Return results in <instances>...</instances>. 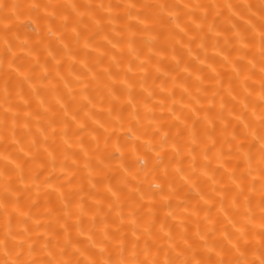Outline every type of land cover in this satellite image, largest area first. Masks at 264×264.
<instances>
[{
    "label": "snow or ice",
    "instance_id": "snow-or-ice-1",
    "mask_svg": "<svg viewBox=\"0 0 264 264\" xmlns=\"http://www.w3.org/2000/svg\"><path fill=\"white\" fill-rule=\"evenodd\" d=\"M21 7H27L29 15H34L37 21L45 19L49 22L48 35L56 37L57 42L62 46L61 54L70 59L75 53L69 44L64 42L65 34L70 32L72 42L80 45L83 36L80 26L85 23L83 17L86 14L96 27L92 35L99 34L102 29V19H107L111 23L119 18L111 15L112 5L107 6L109 15L106 18H97L91 14V5L85 6L89 10L86 13L80 11V6L75 4L31 3L24 6L0 0V13H3L0 22L9 21L13 16L18 17V10ZM97 7L103 9L106 6L100 4ZM141 7L153 8L157 11L151 16H141L140 12H133V9L137 8L135 3L123 6L125 16L137 17L138 23L144 26L141 30L143 35L139 41L141 47L135 46L138 43L137 32L132 30L131 25L125 28L128 32L126 40L121 36L115 42L108 41L112 48H116L122 42L127 44V55L131 59L126 69L121 70L123 54L119 58L113 55L107 67H102L103 57L107 55L103 52L97 56L94 66L89 67L86 63L83 64L85 71L90 74L87 79L94 83L97 89L102 88L107 92L110 105L114 103L122 105L124 100L121 97L127 96L126 102L131 106L127 121L119 111L113 117V108L109 107L108 116L114 120V123L109 126H105L104 123L99 124V127L103 129V146H101L99 134L92 135L95 148L91 150L83 145L82 139L79 141L80 152L84 157L83 170L87 172L86 178L90 185V190L87 192L84 189L85 177H81L77 185L72 187L73 179L81 171V166L77 158L78 154L69 152L72 148L69 135L71 125L76 126L71 133L72 136L84 132L86 128L85 123L77 118L78 112L83 111L85 104L81 103L76 111H70L68 104L62 102L63 96L59 95L58 90L53 87L55 104L59 108L57 109L51 103L46 104L43 99H40L39 111H32V99L39 96V90L29 74L14 68L13 61L8 62V69L16 72L17 77L22 79L17 81V86L20 88V91L16 93L19 98L18 102L13 100L9 79L6 78L4 81L3 104H0V108L3 109L2 119H0V135L8 139L10 134L12 142L19 143L17 129L22 127L25 130L22 135L32 138L29 141V151H25L23 145L19 148V151L28 159L22 163L9 161L13 168H6L0 173V217L4 221L3 233L0 236V264H264V106H262L264 105V0L255 6H243L249 11L255 7L256 11L252 12V15L259 14V24H249L248 30L252 35H247L248 30L235 31L230 37H224V47L216 53V55H221L226 48L230 49L228 54L223 55L224 65H231L234 73L229 80V86L225 89L222 79H218L214 88L209 90L202 87L204 82L202 76L196 75L195 80L199 83L195 93L189 87H184L188 103L182 104L179 111L174 107L178 103L174 98V92L169 91L168 93V99L172 100L171 105H168L164 99L159 101L161 112L167 109L166 116H156L154 111L156 106H149L146 102L152 100L155 95L154 90L145 86L147 73L138 81L141 91L147 94L142 105L143 116H141V106L135 102V83L129 80L128 73L133 71L134 61L139 62L135 64V67L142 71L146 65L152 63L151 55L143 60L140 59L142 46H147L152 55L165 51L167 43L157 46L159 33L154 35L153 32L155 26L167 16L174 28L178 29L183 36L188 37L189 44L199 38V47L204 48L208 33H214L217 37L221 35L216 19L222 13L217 11L216 17L209 22L212 10L224 7L231 11L236 6L186 3L182 6L158 4ZM68 9L71 11L68 12ZM200 10L203 12L197 16ZM235 14L232 12V15ZM182 16L190 17L188 24L184 26L180 23ZM57 18L60 19L59 35L51 27V22ZM149 20L151 24L148 23ZM189 24L195 26V32L191 36L189 35ZM205 25L207 33L204 31ZM4 30L3 46L7 52L15 56L12 51L13 44L7 36L9 30L7 23H4ZM173 36L174 32L168 29V38ZM90 38L87 36L83 39L85 49L90 46ZM233 42H235V47H233ZM177 44L183 46V41L176 40L171 46L173 53L176 52ZM45 47L50 48L51 42ZM213 47H219V41ZM231 51L237 52L236 59L230 58ZM57 52L60 53L61 49L58 48ZM188 52L189 54L192 52L190 47ZM250 52L251 59L248 58ZM48 54L55 61L56 77L64 80L68 95L72 101H75L76 95L72 87L59 71L62 61L57 59L53 52L49 51ZM172 58L175 59V56L173 55ZM200 63L204 64L205 60H200ZM46 65L47 61L44 65H40L45 71V75L40 77L41 80L48 78ZM113 66L117 69L116 71L113 70ZM176 68H180L178 60ZM207 68L214 74L213 78L220 75L212 63H209ZM257 69L259 103L253 105L249 117L246 115L249 108L248 97L252 96L255 89L249 90L251 86L248 81L257 75ZM156 71H160L158 66ZM197 71L202 73L204 70L198 69ZM5 75L7 76L8 73L6 72ZM191 75L189 73V76ZM76 79L84 83L80 94L81 100L91 104L92 101L84 95L89 83L81 81L79 76ZM234 81H238L239 87L246 93L243 100H238L239 94L235 93ZM117 82L120 85V95H117L115 91ZM172 82L173 87L178 86L177 78L173 77ZM185 83H187V78H185ZM24 84H27L32 91V96L29 98H24ZM165 84L166 82H162L160 86L162 93L165 90ZM225 96L230 97L232 102L242 104L243 110L238 115L234 114L235 104L231 108L227 107L228 101ZM218 97L219 101H217ZM103 99L102 95L101 100ZM257 107L260 109L259 112L256 111ZM85 116L91 118L90 112H85ZM42 120L45 123L42 124ZM232 120L239 122L242 126L241 131H237V127L232 125ZM33 121H35L36 133L42 139H37L32 133ZM142 121H146L147 125ZM117 126L119 130L125 132V143H121L118 136L113 141V136L118 131ZM149 128L152 129L151 132ZM172 129H175L174 133ZM146 135L149 139L143 140L144 154L139 155L137 154V141H141ZM57 136L61 144L67 145V148H62L57 144ZM110 142L111 151H109ZM129 145L135 157V164L142 165V167H137L135 173H132L128 165L124 163L125 149L129 148ZM58 149L60 155L63 156V160L59 161L60 170L63 172L68 167L66 161L69 159L75 166L74 171L68 173L70 178L66 181L70 186L69 191L66 193L62 188L54 187L49 178L42 181V184L57 193L56 204L58 206L53 205L47 209L43 231H40L39 219L34 221L36 225L34 229L29 228L27 223L33 220V217L29 212L23 211L20 194L30 192L32 185H35L39 192L41 183H36L39 173L26 175L24 165L30 163V165L43 169L45 164L37 159L43 152L47 154V163L55 170L58 163ZM117 153L118 156L115 155ZM4 159L8 158L4 157ZM113 160L117 161V167L123 175L120 186L115 190L111 186L106 187L105 191L111 194V199L107 202V211H105L103 197H98V194L92 190L97 188V183L107 178L105 170H111ZM170 167H172L174 176L169 175ZM29 172H31V167H29ZM141 172L144 179L139 178ZM101 173L104 174L101 180L94 183L93 177ZM157 174L160 175L162 181L168 184L167 194L161 183L153 182L149 187H143L149 175L155 179ZM176 176L193 188L197 186L196 180L199 177H205L211 190V196L208 199L197 192L204 205H207L206 208L201 209L197 206L193 207L190 212L185 208L189 216L197 218L196 231L191 235L187 227V217L181 219L178 224H169L168 219L175 218V213L170 210L163 221L158 222L157 220L159 210L157 197L161 201L170 200L176 190L174 187ZM194 176L196 179H193ZM18 183L24 184V188L17 187ZM46 194L50 195V193ZM88 199L93 201L91 205L85 203ZM160 207L170 208L171 206L163 203ZM214 208L216 209L215 217L212 215ZM200 211L205 212L202 220L199 217ZM21 217L23 219H19ZM84 217H88L87 227ZM158 223L159 227H157ZM202 223L204 224L203 229L201 228ZM19 224H24L25 227L17 230ZM218 224L223 227L218 228ZM73 230L76 231L77 236L86 235L87 244L84 247L79 246L78 240H73ZM33 232L38 234L34 237ZM161 235L167 238L166 246L159 243ZM161 253H163L162 258Z\"/></svg>",
    "mask_w": 264,
    "mask_h": 264
},
{
    "label": "bare ground",
    "instance_id": "bare-ground-1",
    "mask_svg": "<svg viewBox=\"0 0 264 264\" xmlns=\"http://www.w3.org/2000/svg\"><path fill=\"white\" fill-rule=\"evenodd\" d=\"M5 3H18L20 5H29L31 3H39V4H56V5H65V4H75L80 6L79 10L82 12H88L89 10L85 7L88 5L92 6L91 14L96 16L97 18H106L109 15L108 5H112L110 12L111 15L115 17H119L114 19L111 23L107 21V19H102V29L99 34L92 35L93 32L96 31L95 24L89 20V16L86 14L83 17L84 24L80 26V31L83 33L81 38L80 45H76L70 39V32L65 34L64 42L68 43L70 48L73 49L75 55L70 59L66 55H62V46L57 42L56 37L48 35V27L49 22L45 19H40L37 21L34 15H29V9L27 7H21L18 12L19 15L13 16L11 20L6 22H0V104H3V88L5 79H9L10 88L12 90V96L14 102H18L19 98L16 96V93L20 91V88L17 86V81L22 79L17 77L16 72L8 69V62L13 61V67L17 68L20 72H24L29 74L32 77V82L36 85L39 90V96L32 99L31 110L34 112L39 111V100L43 99L45 103H51L57 109L58 105L55 104V95L52 91V88L55 87L58 90L59 95L63 96L62 102L67 103L70 111H76L79 104H85V108L83 111H79L77 114L78 120L85 123L86 128L82 133H77V135L72 136V131L75 130L76 126L71 125V129L69 135L71 137L72 148L69 149V152H75L78 154L77 158L79 160L81 171L78 172L73 179L72 187L77 185V182L81 177H85L84 179V189L85 192L90 190V185L87 181V172L83 170V153L80 152V143L81 139L83 140V145L87 147L89 150L95 148V142L92 140V135H100V143L103 146V129L99 127L100 123H104L105 126H109L114 123V120H111L108 116V109L111 106L113 108V117H115L117 111H119L122 117L127 121L129 117V113L131 112V106L127 104V96H122L121 99L124 100V103L113 105L109 104V100L107 97V92H105L102 88L97 89L95 84L90 82L87 77L90 75L87 73L83 67V64H87L89 67L94 66V62L99 56L100 53H107L103 57V65L102 67H107L111 57L116 55L118 58L122 56L121 70L126 69L128 67V61L131 59L127 55V44L120 43L116 48H112L111 44L108 43L109 40L115 42L123 36L126 40L128 32L125 30L127 25L132 26V30L137 32V47H141L139 41L141 36L143 35L141 30L143 29V25L138 23V18L133 16L129 18L125 16L123 6L128 3H135L137 5L136 9H133V12H140L141 16L143 15H154L157 11L153 8H142L143 5H158V4H176L183 5L186 3L189 4H216V5H227L231 4L234 7L231 11L227 8L221 7L220 9L212 10L209 16V22L212 21L214 17H216L217 11L222 13L217 19L216 23L218 25V31H220L221 35L217 37L214 33L207 34V40L205 41V47L200 48V40H197L191 44L188 42V37L183 36L182 33L179 32L178 29H175L171 24L170 18L165 16L164 19L160 22V24L155 26L153 34L158 36V44L167 43L166 49L164 52L152 55L149 52L147 46H142V53L140 59L143 60L147 56H152V63L150 65H146L145 69L142 71L139 68L135 67V64H138V61H134L133 71L128 73V78L130 81L135 83L134 93L136 94V103L141 106V116H143V103L145 102L146 93L141 91L140 85L138 83L141 76H144L147 73V81L146 87H150L154 90V97L152 100L146 101L149 106L155 105V115H167V109L165 108L162 113L159 107V101L164 99L168 105L172 104V100L168 99L169 91L174 92V98L178 102L174 105V107L179 111L182 104L188 103V97L184 94V87H189L191 91L195 93L196 86L198 85V81L195 80L196 75H201L203 78L202 87L211 90L214 88L216 81L218 79H222L223 87L226 89L229 86V80L234 76L232 72L231 65H224L223 63V55L228 54L230 49H225V51L221 55H216L217 51L221 47H224V37L231 36L233 32L240 31L245 32L249 28V24H259V14L256 16L252 15V12L256 11L255 7L249 11L247 8L243 7L244 5H258L261 3V0H3ZM103 4L106 7L101 9L97 7L98 5ZM63 11V10H61ZM68 12L71 10L68 9ZM203 10L197 13V16L202 14ZM232 12H235V15H232ZM3 13H0V17H2ZM75 17H73L74 19ZM190 17L182 16L180 19L181 26L188 24ZM197 22H199L197 20ZM4 23L8 24L9 30L7 32V36L10 42L13 44L12 51L15 53V56L12 55L11 52H7L5 47L3 46V38L5 36ZM60 19L57 18L51 22V27L53 31L60 34L59 30ZM151 24V21H148ZM168 29H171L174 32V36L172 38H168ZM205 33H207V26L205 25L204 29ZM195 32V26L189 24V35H193ZM247 35L251 36L252 33L250 30L247 31ZM90 36L89 40V48L85 49L83 47V39L84 37ZM176 40H182L183 46L177 44L176 52H172V45L175 44ZM219 41V47L214 48L213 45ZM51 42V47L46 48L45 45ZM192 49L191 54L188 52V48ZM233 47H235V42H233ZM60 48L61 52L58 53L57 49ZM93 49H96L95 51ZM49 51L53 52L57 56V59L61 60L60 73L67 80V82L72 87L73 93L76 95V100L72 101L71 97L68 95V90L64 87V80H60L56 77V69H55V61L51 59L49 56ZM254 51V49H253ZM87 54V55H86ZM173 55L175 59H173ZM238 56L237 52L231 51V59H236ZM199 57V59H195ZM206 57V59H205ZM249 59L252 58L251 52L248 56ZM258 59V57H257ZM180 61V68H176V61ZM200 60H205L204 64L200 63ZM39 61V64H37ZM47 61V69H48V78L41 80L40 77L45 75L44 68L40 67V65H44ZM212 63L217 72L220 74L213 78L214 74L209 72L207 65ZM246 63V61L244 62ZM71 65V68H70ZM160 68V71H156V67ZM187 69L186 71L184 69ZM198 69H203L204 71L198 72ZM113 70L117 69L113 66ZM8 73L6 76L5 73ZM189 73L192 75L189 76ZM79 76L81 81L85 83H89V87L87 92L84 95H87L88 98L92 101L91 104H88L87 101H82L80 98L81 90L84 87V83L78 82L76 77ZM177 78L178 86L173 87L172 78ZM185 78H187V83H185ZM162 82H166L164 88V92L160 91V86ZM248 84L251 86L249 90L252 88L255 89L253 91L252 96L248 97L249 108L246 113L247 116H251V112L253 110V105L258 104V96H259V74L257 69V75L252 78V80L248 81ZM233 87L235 88V93H238V100H243L246 96V93L239 87V82L234 81ZM116 94L120 95V85L117 82L116 85ZM24 98H29L32 96V91L28 87L27 84L23 86ZM234 93V94H235ZM210 94V92H209ZM104 96V99L101 100V96ZM227 103V107L231 108L233 104H235L234 114L238 115L242 110V104L238 102H232L230 97L225 96ZM219 101V97L217 98ZM264 106V105H262ZM15 110V109H14ZM259 107L256 108V111L259 112ZM85 112H90L91 118L85 116ZM3 109L0 108V119H2ZM22 115V114H21ZM231 119V117H229ZM95 121V123H94ZM11 122L9 121V124ZM41 123H45L43 120ZM71 124V121L69 120ZM133 123H135L133 121ZM145 125H147L146 121H142ZM232 125L237 127V131L242 130V126L239 125V122L236 120H232ZM127 127V124H125ZM166 127V126H165ZM118 131L116 135L113 136V141L116 140L117 136L120 138L121 143H125V132L119 130V126H117ZM95 129V131H93ZM151 128H149V132H151ZM231 130V129H230ZM49 131H51L49 129ZM59 131V129H58ZM25 130L22 127L17 129V140L19 143H13L11 136L9 134L8 139H5L3 135H0V173L4 172L6 168L12 169L13 165L9 163V161H15L16 163H22L24 160L28 158L24 156L22 152L19 151L21 145H23L25 151H29V141L31 140V136L22 135ZM172 132H175V129H172ZM32 133L36 135L37 139H42L38 133H36L35 121H33ZM91 133V135L89 134ZM158 138V135H157ZM149 139V136H144L141 141H137V154L143 155L144 148L142 147L143 140ZM51 144V141H49ZM57 144L61 145L62 148H67V145H62L60 142L59 136H57ZM109 151H111V142ZM115 155H119L118 153ZM150 156L152 154H149ZM58 163L55 170L52 169L51 165L47 163V154L41 152L40 156L37 158L38 161L43 162L45 167L43 169L38 166H33L29 164H25V173L26 175H33L39 173L38 180L36 183H41L46 178L50 179V182L54 187L62 188L66 193L69 191V185L66 181L70 178L68 173L74 171L75 166L72 165L71 159L66 161L68 167L62 172L59 167V161L63 160V156L60 155V150H57ZM7 157L8 159H4ZM95 163V160H93ZM124 163L128 165L132 173L137 171V167H142V165L135 164V157L133 156L130 145L129 148L125 149V160ZM149 166H151L149 164ZM29 167H31V172H29ZM187 167V164H185ZM107 171V178L103 180V182L97 183L101 180V177L104 175L101 173L100 175L93 177V182L97 183V188L92 190L98 194V197H103L105 204V211H107V202L111 199V194L106 192L105 189L108 186L113 187L115 190L120 186V180L123 175V172L117 167V161H112L111 170ZM169 175L174 176L175 174L172 172V167L169 168ZM199 175L198 173L196 174ZM140 179H144L143 173L140 174ZM193 179H196L194 176ZM161 183L163 186V190L165 194L168 193V184L162 181L159 174L156 175L155 179L149 175L147 177V183L143 185V187H149L151 183ZM26 183H28L26 181ZM133 183H135L133 181ZM197 186L195 188L191 187L190 184H185L183 180L180 179L179 176L175 177L174 187L175 192L171 195L170 200L161 201L159 197H157V207L159 210L157 211V220L163 221L166 217L168 211H173L175 213V218H169V224H178L179 221L185 217H187V227L189 229V234L191 235L196 231V217L189 216L185 211V208L190 212L193 207H200L201 209L206 208L207 205H204L203 200L200 199V196L197 195V192H200L204 195L205 199H208L211 196V190L208 185V182L205 177H199L196 180ZM17 187L23 189L24 184H17ZM159 191V190H156ZM127 190L125 189V193ZM46 193H50L46 194ZM56 197L57 193L52 191V189L47 188V185L41 183V187L39 192H37L35 185H32L30 192H22L20 194L21 198V207L23 211L29 212L33 217V220L28 221L27 226L29 228L34 229L36 227L34 221L39 219L41 222L40 231H43V223L44 217L46 215L47 209L56 205ZM79 197H77L78 199ZM86 204L91 205L93 201L91 199L85 200ZM163 203L170 204V208L160 207ZM31 206V207H29ZM217 208L219 205L217 204ZM146 210V209H145ZM258 211V210H257ZM205 215L204 211H200L199 217L203 218ZM212 215L215 217L216 209L214 208L212 211ZM23 219V217L19 218ZM85 226L87 227L88 217H84ZM3 218L0 217V236L3 233ZM25 227L24 224H19L17 230H22ZM159 227V223L157 224ZM204 224H201V228L203 229ZM218 228L223 227V225L218 224ZM167 231V229H165ZM38 233L33 232L32 235L35 237ZM219 236V232L217 233ZM72 237L74 241H79V246L84 247L87 244L86 235L77 236L75 230L72 231ZM166 237L161 235L159 243L164 244L166 246ZM42 242V241H41ZM163 253H161V258Z\"/></svg>",
    "mask_w": 264,
    "mask_h": 264
}]
</instances>
